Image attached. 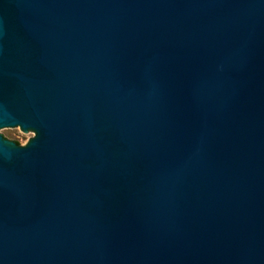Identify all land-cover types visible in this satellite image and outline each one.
<instances>
[{
  "label": "water",
  "instance_id": "obj_1",
  "mask_svg": "<svg viewBox=\"0 0 264 264\" xmlns=\"http://www.w3.org/2000/svg\"><path fill=\"white\" fill-rule=\"evenodd\" d=\"M0 264H264V0H0Z\"/></svg>",
  "mask_w": 264,
  "mask_h": 264
}]
</instances>
